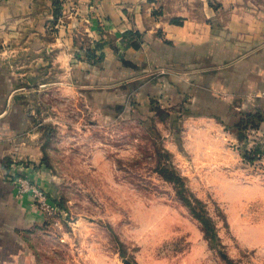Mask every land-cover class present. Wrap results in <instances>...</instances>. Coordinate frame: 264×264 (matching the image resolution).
Masks as SVG:
<instances>
[{"label":"crops","instance_id":"obj_1","mask_svg":"<svg viewBox=\"0 0 264 264\" xmlns=\"http://www.w3.org/2000/svg\"><path fill=\"white\" fill-rule=\"evenodd\" d=\"M73 1L0 0V264H36L31 235L49 221L12 177L62 198L47 148L61 101L101 117L173 110L234 143L238 113H258L264 158V0H80L58 24Z\"/></svg>","mask_w":264,"mask_h":264},{"label":"rangeland","instance_id":"obj_2","mask_svg":"<svg viewBox=\"0 0 264 264\" xmlns=\"http://www.w3.org/2000/svg\"><path fill=\"white\" fill-rule=\"evenodd\" d=\"M114 108L101 117L78 98L57 105L47 148L65 215L33 231L36 264H264V158L251 122L234 143L231 129L173 110Z\"/></svg>","mask_w":264,"mask_h":264},{"label":"built area","instance_id":"obj_3","mask_svg":"<svg viewBox=\"0 0 264 264\" xmlns=\"http://www.w3.org/2000/svg\"><path fill=\"white\" fill-rule=\"evenodd\" d=\"M79 2L80 0H74L71 4L63 7L62 17H59L57 21L58 24L62 25L63 23H66V19H71L78 14ZM12 181L17 193L19 195L28 194L33 206L45 213L46 216L54 213H60L63 216L65 215V212H62L59 209L57 201L51 199L48 194L36 183L31 181L28 176L17 175L12 177Z\"/></svg>","mask_w":264,"mask_h":264},{"label":"trees","instance_id":"obj_4","mask_svg":"<svg viewBox=\"0 0 264 264\" xmlns=\"http://www.w3.org/2000/svg\"><path fill=\"white\" fill-rule=\"evenodd\" d=\"M135 34L138 35L137 33L127 32L126 36L127 35L133 36ZM133 44L135 46L137 45L136 42H134ZM248 120L251 122L252 126H257V124L261 120V118H260V115L258 113L242 112V116L240 117V121L236 125V128L238 129L237 137L239 140H242L245 137L244 128L246 127L247 123H249ZM245 156L248 157L247 155H245ZM251 159H252V157H251ZM170 178H172V177H170ZM177 179H179V178H177ZM193 213L200 218L202 224L205 227L206 233H209L210 231L212 232V226L210 224L209 219L203 218L201 216V214L196 213L194 210H193ZM214 236H215V234L212 233V237H214Z\"/></svg>","mask_w":264,"mask_h":264}]
</instances>
